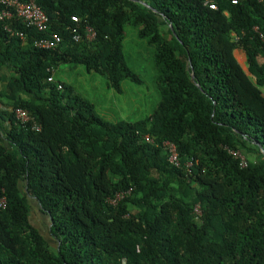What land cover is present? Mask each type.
I'll return each instance as SVG.
<instances>
[{"label":"trees","instance_id":"1","mask_svg":"<svg viewBox=\"0 0 264 264\" xmlns=\"http://www.w3.org/2000/svg\"><path fill=\"white\" fill-rule=\"evenodd\" d=\"M20 1L49 22L0 21V264H264V3ZM127 24L155 47L161 100L148 119L110 124L55 73L82 65L120 94L140 84ZM51 34L59 46L36 47Z\"/></svg>","mask_w":264,"mask_h":264},{"label":"rangeland","instance_id":"2","mask_svg":"<svg viewBox=\"0 0 264 264\" xmlns=\"http://www.w3.org/2000/svg\"><path fill=\"white\" fill-rule=\"evenodd\" d=\"M123 53L141 83L123 80L121 94L111 89L103 76L88 73L82 65H63L55 73L58 79L74 89L76 95L88 100L96 113L110 124L148 119L161 100L157 86L159 72L154 64L155 47L140 38L138 29L131 24L125 26ZM30 204L33 222L48 236L49 218L40 212L36 201L30 199Z\"/></svg>","mask_w":264,"mask_h":264},{"label":"built area","instance_id":"3","mask_svg":"<svg viewBox=\"0 0 264 264\" xmlns=\"http://www.w3.org/2000/svg\"><path fill=\"white\" fill-rule=\"evenodd\" d=\"M261 3H264V0H259ZM234 4L237 3V1H233ZM209 7L211 9H217L215 5L212 3H209ZM0 21H9L16 18L21 19L28 27H35L40 32H46L48 30V22L49 19L45 12L35 3V2H29L25 3L20 0H0ZM74 22H79L78 17L74 16L73 18ZM256 32H259V28H254ZM87 35L86 38L89 41H93L96 38V32L92 28H87ZM260 33V32H259ZM19 36L24 39L23 34H19ZM260 36L262 40L264 41V35L260 33ZM73 39L76 42H80L83 40V37L79 35L77 32H74ZM62 42L61 37L58 34H51L49 38L41 39L36 42V47L41 49H55L57 46H59ZM53 79L50 78L49 81H52ZM17 118L21 119L23 121L29 120V115L26 111L22 109L16 110ZM150 141V139H147ZM165 147L167 148L170 156L169 161L175 165L179 166V159L177 150L174 144H171L169 142L165 143ZM236 157H239L243 161V165L246 164L245 157L241 155L240 153H233ZM122 198V195L118 196V200Z\"/></svg>","mask_w":264,"mask_h":264},{"label":"crops","instance_id":"4","mask_svg":"<svg viewBox=\"0 0 264 264\" xmlns=\"http://www.w3.org/2000/svg\"><path fill=\"white\" fill-rule=\"evenodd\" d=\"M235 57L237 58L240 65L244 68V70L247 71V67H246L247 59L245 53L242 50H236Z\"/></svg>","mask_w":264,"mask_h":264}]
</instances>
